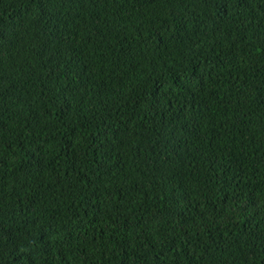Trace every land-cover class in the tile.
Listing matches in <instances>:
<instances>
[{
    "label": "trees",
    "instance_id": "obj_1",
    "mask_svg": "<svg viewBox=\"0 0 264 264\" xmlns=\"http://www.w3.org/2000/svg\"><path fill=\"white\" fill-rule=\"evenodd\" d=\"M0 264H264V0H0Z\"/></svg>",
    "mask_w": 264,
    "mask_h": 264
}]
</instances>
